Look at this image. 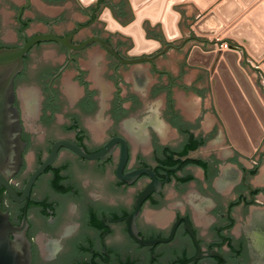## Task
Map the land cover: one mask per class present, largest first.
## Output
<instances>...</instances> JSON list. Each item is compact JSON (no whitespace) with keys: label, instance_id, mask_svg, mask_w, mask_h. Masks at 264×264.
I'll return each mask as SVG.
<instances>
[{"label":"flooded vegetation","instance_id":"af4514ba","mask_svg":"<svg viewBox=\"0 0 264 264\" xmlns=\"http://www.w3.org/2000/svg\"><path fill=\"white\" fill-rule=\"evenodd\" d=\"M4 3L11 14L7 17ZM112 7L126 24L130 17L121 10L127 5ZM76 14L86 21L76 22ZM51 32L73 34V44L102 36L122 59L98 44L70 53L54 41L38 42L24 57L14 82L25 142L21 168L11 180L19 197L62 143L25 200L14 201L0 188L1 208L12 224H28L32 264H264V233L257 232L256 215L237 216L242 203L256 207L258 196L264 195V186L251 181L260 161L244 166L237 181V169L225 171L229 164L237 167L239 154L228 135L223 139L217 124L211 131L202 129L203 108L195 121L176 108L173 90H185L181 81L189 53L178 76L159 65L171 50L154 65L128 64L136 58L127 53L128 44L123 46L120 35L93 21L91 11L85 12L77 0H0V49L19 48ZM67 83L78 89L75 96ZM190 88L205 97L195 83ZM23 93L31 94L29 108ZM160 96L162 108L156 103ZM117 139L127 151L122 174L150 169L161 183L141 203L134 221L140 238L160 240L155 244L143 245L130 232L138 199L154 179L143 173L128 184L118 177L120 142L102 160L85 158L66 145L93 155Z\"/></svg>","mask_w":264,"mask_h":264},{"label":"water","instance_id":"95a60500","mask_svg":"<svg viewBox=\"0 0 264 264\" xmlns=\"http://www.w3.org/2000/svg\"><path fill=\"white\" fill-rule=\"evenodd\" d=\"M112 1L79 0L80 4L77 0V4L85 12L91 11L93 21H101L106 31L115 36L120 35L123 46L128 44L127 53L136 57L127 61L128 64L150 62L154 65L157 57L171 50L168 58L161 60L159 65L161 68L166 66L170 73L178 76L180 75L179 65L184 61V56L189 53L187 57L189 66L186 65L182 74L183 79L180 80L186 91L178 88L173 90L176 108L191 121H195L197 117L203 115V108L206 112L202 121V129L208 132L217 124L223 139L226 140L228 135L231 144L239 152V154L237 153V167L229 164L225 168L226 174L233 173V168L237 169L238 181L244 166L250 167L254 162L260 161L259 173L251 181L256 187L264 186V100L239 62L240 56L237 52L239 51L237 45H240L244 48V53L249 54L257 61H262L264 71V27L262 22L255 17L256 13L264 10V3L248 15L249 19H244L235 27L233 26L237 22L230 23L232 25L226 29L225 24L231 22L233 15L227 11L225 13V7L229 3L237 4V0H223L215 6L214 10L208 9L216 0H129V3L128 0ZM113 3L117 6L127 5L126 9L121 10V13L130 17L126 24H123L114 14ZM184 3H194L201 11L206 12L205 15L202 16L192 4L179 6ZM6 7L4 3L2 10L7 17L11 14L7 12ZM200 16L202 17L196 21ZM74 18L76 22L86 21V17L82 14H76ZM70 27L73 26L70 25ZM86 33L83 32L82 36H85ZM72 40L73 34L59 37L51 32L46 35H38L19 48L0 49V188L4 187L14 201L21 202L29 196L35 179L52 163L58 147L62 144L59 143L53 148L49 159L32 175L22 196L19 197L11 185V180L21 168L25 142L22 140L23 127L19 110L14 105L16 100L14 82L17 75L23 70L24 57L28 51L38 42H57L67 47L70 53L73 50H84L93 44H98L108 53L122 59L114 45L102 36L89 38L81 44H73ZM226 40H235L237 45L232 43L230 49L222 50L221 44ZM235 46H237V51ZM47 50H52V48ZM154 53L156 54L153 56ZM93 70L95 71V69ZM201 77L204 78V81L197 82ZM93 79L96 84L102 86L103 95H107L106 86L99 81L95 73ZM154 79L156 78L154 77ZM194 83L196 87L206 92L205 97L190 88ZM67 85L68 92L75 96L78 89L69 83ZM211 89L215 108L213 107ZM262 93L264 95V90ZM30 98L31 94L23 93L26 108H29ZM160 99L161 101H159ZM162 100L164 101L163 96L156 99L157 105H161V108L163 107ZM118 142L122 145L118 177L128 184H132L143 173L154 179L138 199L136 212L130 219V232L143 245L155 244L160 240L143 241L140 238L134 221L139 214L141 203L151 193L158 192L161 188L156 174L150 169L135 171L125 176L122 174L127 159L126 145L122 139L112 141L103 150L93 155L86 154L83 149H78L74 145H66L85 158L102 160L112 154ZM228 148V145L225 147L223 145L225 151L229 150ZM253 157L255 158L251 159ZM258 202V206L249 208L242 203L241 207L237 209V216L251 215L253 217L256 215L257 232L264 233L261 227L264 220L263 194L258 196ZM27 226L26 221L20 227L14 226L9 215L3 212L0 204V264H32L31 242L27 237Z\"/></svg>","mask_w":264,"mask_h":264},{"label":"crops","instance_id":"0c3cea01","mask_svg":"<svg viewBox=\"0 0 264 264\" xmlns=\"http://www.w3.org/2000/svg\"><path fill=\"white\" fill-rule=\"evenodd\" d=\"M203 1H207V0H203ZM209 1V0H208ZM223 0H216V2L214 4H212V6L208 9V10H214L215 9V6H217L220 2H222ZM79 2V0H78ZM80 3V2H79ZM128 3H129V0H128ZM264 3V0H237V4L236 3H229L226 7H225V13L227 11V13H230V15H233L232 19L230 20L231 22H227L225 25H226V29H228L232 24H234L235 22H237L233 27H235L239 22L243 21L244 19H249V14L254 11L260 4ZM81 4V3H80ZM188 4H192L200 13L202 16L205 15L206 12H203L201 11L197 5H195L194 3H184V4H181L179 6H182V5H188ZM82 6V5H81ZM207 10V11H208ZM182 16H183V13L182 11L180 10ZM202 16H200L196 21H198ZM255 17L262 22V26L264 27V10L261 11L260 13H256L255 14ZM183 19V17H182ZM195 21V22H196ZM194 22V23H195ZM226 22V21H225ZM192 23V24H194ZM232 23V24H230ZM191 24V25H192ZM254 24V23H253ZM256 26V25H254ZM258 28V27H257ZM225 29V30H226ZM259 30V29H258ZM261 32V31H260ZM212 39V38H211ZM228 42H231V43H235L237 45V42L235 40H226ZM194 45V44H193ZM192 45V46H193ZM239 47V53H244L245 50L244 48H242L240 45H237ZM249 56L251 59H254L252 56H250L249 54H246L244 53V56ZM240 56V55H239ZM242 56V57H244ZM192 67V66H190ZM209 78H210V87H211V77L209 75ZM211 94H212V89H211ZM212 99H213V94H212ZM213 105H214V99H213ZM215 108V107H214ZM226 132V130H225ZM227 135V133H226Z\"/></svg>","mask_w":264,"mask_h":264},{"label":"rangeland","instance_id":"374dc122","mask_svg":"<svg viewBox=\"0 0 264 264\" xmlns=\"http://www.w3.org/2000/svg\"><path fill=\"white\" fill-rule=\"evenodd\" d=\"M248 56V55H247ZM251 62H253V64L254 65H256V66H260V69H261V72H262V74H263V76H264V71H263V69H262V61H257V60H255V59H252V60H250ZM239 62L241 63V65L245 68V70L247 71V73H248V75H249V77H250V79H251V81L254 83V85H255V87H256V89H257V91L259 92V94H260V96H261V98H263V100H264V95H263V93H262V91H263V89H262V83H261V75L259 74H257L254 70H253V68H252V71H251V69H250V66H249V62L247 61V58L244 56V57H240L239 58ZM249 68H248V67Z\"/></svg>","mask_w":264,"mask_h":264},{"label":"built area","instance_id":"2783aa9c","mask_svg":"<svg viewBox=\"0 0 264 264\" xmlns=\"http://www.w3.org/2000/svg\"><path fill=\"white\" fill-rule=\"evenodd\" d=\"M231 46H232V43L231 42H228V41H224V42H222V44H221V49L222 50H228V49H230L231 48ZM236 47V51H237V46H235ZM239 50V49H238ZM239 55H240V57H242V56H244V53H239ZM246 58H247V61L249 62L248 64H249V66H250V69H251V71H252V68H253V70L259 75H261V83H262V89L264 90V76H263V74H262V72H261V69H260V66H256V65H254L253 64V62H251L250 60H252L249 56H245ZM248 67V66H247ZM249 68V67H248Z\"/></svg>","mask_w":264,"mask_h":264}]
</instances>
